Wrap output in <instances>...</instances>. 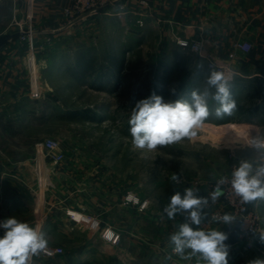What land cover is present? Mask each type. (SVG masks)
<instances>
[{"label": "rangeland", "instance_id": "1", "mask_svg": "<svg viewBox=\"0 0 264 264\" xmlns=\"http://www.w3.org/2000/svg\"><path fill=\"white\" fill-rule=\"evenodd\" d=\"M30 1L0 0V50L16 45L24 63L20 67L24 96L11 101L1 116L5 125L1 126L0 147L8 163L34 158L37 143L58 140L65 159L45 189H60L56 197L61 198V188L66 186L76 204L79 191L86 186L94 197L89 202L93 206L112 192L126 204L127 194L134 192L149 201L152 256H162L167 264L193 263L191 250L183 257L168 254L169 238L183 216L161 219L162 209L175 192L183 194L184 184L199 179L206 194L205 189L241 159L260 158L248 140L264 137V130L241 126L255 116L249 109L254 93L247 98L240 94L237 73H233L230 82L237 109L232 116L217 119L211 115L193 140L185 138L154 150L135 148L128 123L134 100L153 92L166 102L189 98L192 90L204 86L210 61L189 50L178 51L177 39L166 43L156 27H145L144 17L129 20L125 16L134 13L120 9L100 12L74 26H67L63 12V22L38 35ZM231 70L236 71L235 67ZM218 106L210 102V111ZM58 171L68 175L63 178ZM172 175L184 183L174 182ZM58 246L64 252L69 247Z\"/></svg>", "mask_w": 264, "mask_h": 264}, {"label": "crops", "instance_id": "2", "mask_svg": "<svg viewBox=\"0 0 264 264\" xmlns=\"http://www.w3.org/2000/svg\"><path fill=\"white\" fill-rule=\"evenodd\" d=\"M148 1L147 7L134 4L135 16L128 14L125 18L135 20L142 14L146 19L145 27H156L166 43L169 39H197L202 34L206 55L217 61L226 60L235 67L240 94L243 92L247 98L249 93H254L251 97L254 102L249 109L255 116L241 126L263 131L264 0ZM68 3L69 0H31L28 7L34 15L35 34L49 31L63 22V8ZM242 41L252 44L249 52L236 50L235 44ZM184 50L187 49L178 44V51ZM20 51L16 45L0 50V131L5 125L1 122L5 108L11 101H21L24 96L20 70L24 63ZM233 51L236 55L231 58ZM22 111L19 110V113ZM56 173L63 178L68 175L65 171ZM44 190L40 188L32 157L17 164L8 163L0 147V204L4 220L16 217L34 227L39 226L47 233L48 246H58L59 243L69 246L59 256H35L31 264H167L162 256L153 257L151 253L149 207L141 209L124 204L120 196L113 192L93 206L89 202L94 197L86 186L79 191L80 201L76 204H72L71 190L66 186L61 188V198L56 197L60 189ZM95 198L98 200L99 197ZM250 207L259 210L261 232H264V200L251 202ZM68 210L82 211L100 219V227L94 229L86 219L80 222L72 220ZM106 228L121 235L119 244L102 237ZM259 237L251 252L241 248L239 251L237 246L229 247L228 264H249L257 258L264 260V243ZM192 259L194 261L190 264H204L198 254Z\"/></svg>", "mask_w": 264, "mask_h": 264}, {"label": "clouds", "instance_id": "3", "mask_svg": "<svg viewBox=\"0 0 264 264\" xmlns=\"http://www.w3.org/2000/svg\"><path fill=\"white\" fill-rule=\"evenodd\" d=\"M171 91L175 93L174 88ZM210 102L219 106L210 111ZM236 109L229 77L209 65L204 86L192 90L189 98L166 102L153 92L146 98L134 100L128 121L132 145L154 150L157 146L175 144L185 138L193 140L197 137V130L211 115L223 119L232 116ZM251 148L260 154V158L256 161L241 159L230 181L234 194L242 203L264 200V137H252ZM171 179L180 182L176 175ZM223 183L224 180L217 182L209 196H200L197 189L185 188L183 194L177 191L169 198L162 209L161 219L174 220L177 215L185 217V222L180 223L169 238L175 254L183 257L186 250H191L190 254H198L204 264H228L227 235L220 230L206 231L200 227L207 219L204 210L209 201L215 203L222 195L220 186ZM234 219L228 213L217 218L223 224H231ZM0 228L5 230L0 237V264H31L33 257L48 250L47 233L39 226L9 217L0 221ZM259 238L264 243V232H260ZM249 264H264V260L257 258Z\"/></svg>", "mask_w": 264, "mask_h": 264}, {"label": "built area", "instance_id": "4", "mask_svg": "<svg viewBox=\"0 0 264 264\" xmlns=\"http://www.w3.org/2000/svg\"><path fill=\"white\" fill-rule=\"evenodd\" d=\"M134 4L147 7L149 6L148 0H69V3L63 8V12L68 17L67 26H74L79 24L81 21L86 20L92 16L97 15L100 12L108 11L110 9H120L124 12L136 13L134 9ZM143 16L142 14H139ZM23 33H27L22 30ZM29 33V32H28ZM32 34L33 32L30 31ZM178 44L191 51L199 54V56L207 58L210 61V65L213 67L223 68V72L229 76L231 79L233 73H237L235 70H231L230 62L226 60L217 61L211 56H207L204 52V38L201 34L197 39L190 38H180ZM236 50H241L244 52H249L252 49V44L248 41H242L235 44ZM32 49V47H31ZM236 55V51L231 53V58ZM34 64V59L30 58L28 60V65L32 66ZM32 77L34 75L32 74ZM34 82V80L32 81ZM34 85V83H33ZM35 89L33 88L32 94H34ZM252 137L260 136H251L248 140V144L251 145ZM65 156L64 152L61 149V144L56 139H46L42 142H39L35 146V155L33 158L35 164V170L38 175V181L40 188L45 189L47 181L51 179V175L54 170L59 167L64 162ZM235 165L232 170L223 176L219 181L224 180V183L220 186L222 195L218 200L213 203L209 201L208 207L204 210L207 213V219L200 226L203 230H220L224 232L227 236L233 232L234 228L239 224L238 234L236 238V243L231 246H237L238 250L241 248L244 251L251 252L256 245V242L259 237V233L262 230V218L260 213L256 208L250 207V203H242L240 198L237 197L231 187V177ZM218 181V182H219ZM184 180L180 178L178 184H183ZM216 184H212L205 189L206 194H209L215 189ZM185 188H194L198 190L200 196H207L204 194V189L202 188V182L199 179L193 180L189 183L184 184ZM184 192V190H183ZM208 195V196H209ZM126 204L140 205L141 209H146L149 207V201L139 198L134 192H129L125 199ZM225 213L231 214L235 219L231 224H223L218 222L217 218L223 216ZM77 214H80L81 217H77ZM68 215L72 220L80 222L82 220H88L91 223V226L96 229L100 227V219L91 216L84 215L82 212L77 210H68ZM2 208L0 204V221H3ZM185 222V217L183 216L182 223ZM196 227V226H193ZM5 230L0 228V237L4 235ZM111 234V238H109ZM102 237L108 242L119 244L121 242V235L116 233V231L106 228ZM167 252V249L164 250ZM168 254L178 256L172 250V246L169 247ZM64 254V250L60 246H48V250L44 253H41L45 257H55Z\"/></svg>", "mask_w": 264, "mask_h": 264}, {"label": "water", "instance_id": "5", "mask_svg": "<svg viewBox=\"0 0 264 264\" xmlns=\"http://www.w3.org/2000/svg\"><path fill=\"white\" fill-rule=\"evenodd\" d=\"M238 228H239V224L234 228L233 232L227 236L228 239L225 241L226 244L233 245L236 243Z\"/></svg>", "mask_w": 264, "mask_h": 264}, {"label": "bare ground", "instance_id": "6", "mask_svg": "<svg viewBox=\"0 0 264 264\" xmlns=\"http://www.w3.org/2000/svg\"><path fill=\"white\" fill-rule=\"evenodd\" d=\"M77 217H79V218H80V217H81V215H80V214H77Z\"/></svg>", "mask_w": 264, "mask_h": 264}, {"label": "snow or ice", "instance_id": "7", "mask_svg": "<svg viewBox=\"0 0 264 264\" xmlns=\"http://www.w3.org/2000/svg\"><path fill=\"white\" fill-rule=\"evenodd\" d=\"M109 238H111V234H109Z\"/></svg>", "mask_w": 264, "mask_h": 264}]
</instances>
